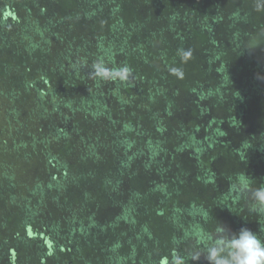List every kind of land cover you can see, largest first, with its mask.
Here are the masks:
<instances>
[{"label": "trees", "instance_id": "16d2710c", "mask_svg": "<svg viewBox=\"0 0 264 264\" xmlns=\"http://www.w3.org/2000/svg\"><path fill=\"white\" fill-rule=\"evenodd\" d=\"M98 59L131 76L92 78ZM0 120L22 135L0 148V264H172L220 224L264 239L239 191L264 185L253 0H0Z\"/></svg>", "mask_w": 264, "mask_h": 264}, {"label": "clouds", "instance_id": "9594fccd", "mask_svg": "<svg viewBox=\"0 0 264 264\" xmlns=\"http://www.w3.org/2000/svg\"><path fill=\"white\" fill-rule=\"evenodd\" d=\"M254 11L264 13V0H253ZM182 62H187L193 55L191 49H178ZM171 72L183 77L180 68H172ZM89 75L94 79L112 82H125L131 76L128 66L109 68L103 60L98 59L91 65ZM239 191L246 194L251 201V211L264 216V185L249 188L247 183L240 186ZM207 264H264V239L247 227L231 231L222 224L217 225L208 236V242L197 244L184 254L172 257V264H190L201 258Z\"/></svg>", "mask_w": 264, "mask_h": 264}, {"label": "rangeland", "instance_id": "374dc122", "mask_svg": "<svg viewBox=\"0 0 264 264\" xmlns=\"http://www.w3.org/2000/svg\"><path fill=\"white\" fill-rule=\"evenodd\" d=\"M2 110H4L3 107H2ZM1 125H3L2 120H0V126ZM15 126L17 128L24 127L20 125V123L19 124L15 123ZM4 135L6 137H4ZM21 136H22L21 134L16 133L15 127L7 130V133L3 131L2 133H0V148L7 147L9 144H11V141H15L18 138H21ZM25 153H26V150L22 148L15 149L14 153L12 154L14 155V158L10 159L9 163L7 162L5 163V167H9L10 165V168L5 171H11V170L14 171L17 181L20 183L22 187L27 189L26 187L30 185V182H32L31 180L38 176V173H39L38 170L40 169L35 167L36 163L34 166L32 163L25 165L24 158L22 157ZM0 155H2V153Z\"/></svg>", "mask_w": 264, "mask_h": 264}]
</instances>
